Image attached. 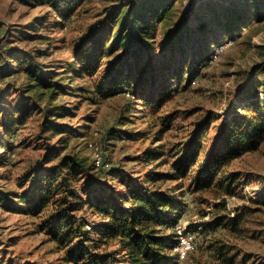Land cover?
Wrapping results in <instances>:
<instances>
[{"label": "rangeland", "instance_id": "rangeland-1", "mask_svg": "<svg viewBox=\"0 0 264 264\" xmlns=\"http://www.w3.org/2000/svg\"><path fill=\"white\" fill-rule=\"evenodd\" d=\"M120 1L79 0L65 19L33 0H0V106L12 112L30 109L25 122L10 135L2 126L5 117L0 109V190L11 194L10 201H0V264H69L63 251L39 228L43 215L21 211L23 205L13 195L28 188L31 181L27 176L32 170L49 167L63 155L73 154L84 159L90 177L118 191L124 189V177L116 172L137 181L168 172L172 157L154 159L151 152L184 140L205 113L213 112L217 118L214 124L221 125L231 109L242 104L237 92L247 83L253 68L262 65L264 69V19L248 23L234 37L216 30L203 42L212 57L229 43L216 60L210 59L208 67L188 86L186 73L182 84L173 85L176 81H171L170 96L160 98L153 106L140 105L132 113L129 110L134 98L128 91L101 96L80 88H91L97 74L93 77L86 73L78 79L73 72L67 79L71 84L68 91L53 93L22 70L10 53L12 49L31 52L48 69L58 71L60 76L61 72L67 74L66 67L76 60L74 53L87 27L111 14ZM188 2L183 0L182 12ZM115 30V25L110 26V34ZM104 62L99 63L97 73L104 69ZM5 65H9L8 70ZM255 80L264 98V71L257 73ZM57 106L63 108L64 115L52 117L51 124H61V131L43 133L44 110ZM170 114L167 127L162 119ZM161 129L164 131L159 137ZM4 141L13 147L5 149L1 144ZM91 143H97L103 151L110 164L106 169L96 167ZM51 146L54 148L48 149ZM226 170L240 171L243 176L232 194L217 186L192 194L186 186L179 188L180 181L158 182L183 198L179 223L194 238L193 250L178 264H264V180L259 179L264 176V141L256 150L236 157ZM78 214L87 224L99 225L102 221L87 205ZM217 219L221 224L208 229ZM170 231L175 232L174 228ZM92 235L96 236L93 231ZM171 253L177 254L174 247Z\"/></svg>", "mask_w": 264, "mask_h": 264}, {"label": "trees", "instance_id": "trees-1", "mask_svg": "<svg viewBox=\"0 0 264 264\" xmlns=\"http://www.w3.org/2000/svg\"><path fill=\"white\" fill-rule=\"evenodd\" d=\"M33 1L67 19L79 0ZM182 6L183 0H121L111 14L87 27L76 47V60L61 76L37 61L31 52L10 49V53L22 70L39 85L53 89V93L68 91L71 84L67 79L73 77V72L78 79L86 73L93 77L97 74L91 88L79 87L101 96L128 91L134 98L129 110L133 113L140 105L153 106L160 98L170 96L172 80L176 81L173 85L182 84L187 73L188 86L200 75L212 59V51L203 42L216 30L234 37L248 23L264 19V0H189L184 12ZM178 11L181 13L176 17ZM112 25L116 26L113 35ZM103 59L105 67L97 73ZM5 66L8 70L9 65ZM257 67L263 69L262 65ZM257 67L237 92L242 104L234 106L221 125L214 124L217 118L213 112L205 113L184 140L151 152L154 159L172 157L170 171L152 174L142 181L126 179V174L116 172L124 177V189L118 191L109 189L107 182L90 177L84 159L65 154L53 165L28 174V188L13 194L23 205L20 210L43 215L39 228L63 251L69 264H178V254L171 253L177 233L168 230H175L182 218L184 202L180 195L158 182L180 181L179 188L186 186L192 194L213 186L234 193L243 176L240 171H227L228 165L264 141V98L255 80V75L264 69ZM57 108L44 110L43 133L61 131V124H51L52 117L64 115L63 108ZM0 109L5 117L2 126L9 135L30 112L28 108L17 112L2 110L1 106ZM171 117L165 116L162 124L168 127ZM163 131L159 130V137ZM1 144L5 149L13 147L11 142ZM259 179L264 180V176ZM10 199L11 194L0 190L1 202ZM86 205L101 217L99 225L87 224L79 216L78 211ZM220 224V219L211 221L208 229Z\"/></svg>", "mask_w": 264, "mask_h": 264}, {"label": "built area", "instance_id": "built-area-1", "mask_svg": "<svg viewBox=\"0 0 264 264\" xmlns=\"http://www.w3.org/2000/svg\"><path fill=\"white\" fill-rule=\"evenodd\" d=\"M229 43L226 45L228 46ZM226 46H222L221 50L225 49ZM221 50H216L211 61H214L218 58ZM90 146L94 150V162L98 168H107L110 164L104 158V153L97 143H91ZM177 233V243L174 245V250L178 254L177 262L184 259L187 254L193 250L195 243L193 235L187 230V227L183 226L181 223H178L175 227Z\"/></svg>", "mask_w": 264, "mask_h": 264}]
</instances>
